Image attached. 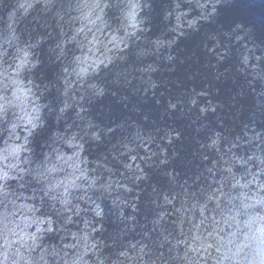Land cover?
<instances>
[{
    "label": "water",
    "instance_id": "1",
    "mask_svg": "<svg viewBox=\"0 0 264 264\" xmlns=\"http://www.w3.org/2000/svg\"><path fill=\"white\" fill-rule=\"evenodd\" d=\"M0 264H264V0H0Z\"/></svg>",
    "mask_w": 264,
    "mask_h": 264
}]
</instances>
